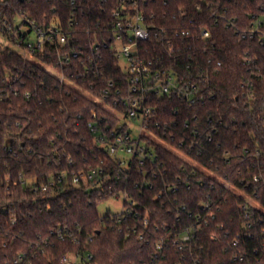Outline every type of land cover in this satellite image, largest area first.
Returning <instances> with one entry per match:
<instances>
[{
  "label": "trees",
  "instance_id": "16d2710c",
  "mask_svg": "<svg viewBox=\"0 0 264 264\" xmlns=\"http://www.w3.org/2000/svg\"><path fill=\"white\" fill-rule=\"evenodd\" d=\"M131 1L146 3L153 14L150 23L157 29L190 30L189 37L174 42L186 52L190 73L200 72L207 79L202 106L187 112L176 105L177 116L170 105L158 119L163 123L175 119L181 126L189 121L200 137L212 136L211 142L202 139V156L192 155L202 168L183 165L178 155L161 150L164 172L153 180L151 190L144 189L139 197V189L133 187L139 181L135 171L127 181H119L139 201L136 209L141 215H148L152 235L142 242L130 233L117 234L108 216L99 214L96 189L70 184L71 172L111 168L89 131L91 113H107L89 94L101 96L107 81L121 74L107 48L96 53L88 46L95 35L96 40L108 41L103 28L111 11ZM20 15L44 29L59 25L71 41L67 48L82 54L68 69L56 67L51 48L24 57L9 47L22 27L15 25ZM262 16L264 0L0 2V24L12 27L0 35V264H14L22 252L30 264H64L63 257L76 251L92 254V264H264V154L254 156L256 149L264 151V45L257 38L241 39L236 32L247 30L254 18ZM200 28L208 31V38L201 37ZM86 68L89 75L84 74ZM49 70L63 72L65 80L60 82ZM62 172L68 175L67 184L55 187V197L47 189L34 200L31 188L20 184L34 180L37 186L46 185ZM258 175L260 181L252 182ZM185 178L189 190L183 185ZM164 185H176L178 190L170 193ZM205 202H210L214 219L178 248L174 239L195 223ZM59 228L67 231L64 241L49 233Z\"/></svg>",
  "mask_w": 264,
  "mask_h": 264
},
{
  "label": "built area",
  "instance_id": "2783aa9c",
  "mask_svg": "<svg viewBox=\"0 0 264 264\" xmlns=\"http://www.w3.org/2000/svg\"><path fill=\"white\" fill-rule=\"evenodd\" d=\"M2 1L5 0H0ZM196 10L200 12L202 6L197 4ZM152 18L153 14L148 10L145 2H121L111 11L110 22L103 28L108 35V41L96 40L95 35V41L88 46L89 51L96 53L102 48H107L114 59L116 70L121 74L117 79L107 81L106 89L101 92V96L89 94L93 102L98 103L107 113V116H98L96 112H92L89 131L95 136L97 148L107 155L106 161L111 168L110 170L77 171L70 174L72 186L86 191L96 189L101 201L108 197L122 196L120 213L106 215L117 234L130 233L141 242L152 235L148 215L147 213L144 216L141 215L136 209L140 205L139 201L126 189L121 188L119 181H127L130 172L135 171L139 176V181H136L133 187L139 189V197H141V192L144 189L151 190L153 180L164 172L161 170L163 161L160 159L159 151L167 150L178 155L183 165L202 168V164L192 155L202 156V139L206 142L212 141L211 135L200 137L198 130L189 126V121L181 126L175 119L169 123H163L158 119L163 116V111L170 105L174 107L173 115L177 116L180 114V109L175 108L176 105L186 109L187 112H192L202 106L205 101L204 90L207 79L200 72L190 73V66L183 55L186 52L180 44L174 42L176 38L189 37L190 30H179L175 27L169 30L157 29L150 23ZM16 24L28 27V32L22 33L21 27L15 35V46L10 43L9 47L17 50L24 57L30 58L34 53H41L45 48H51L55 53L56 67L68 69L82 54L80 49L67 48V44L71 45L68 33L55 23H51L49 28L44 29L29 20L27 16L20 15L16 19ZM11 28L9 24L3 22L0 24V35L5 32L10 33ZM30 32L35 36L33 42H28ZM236 32L241 39L253 41L257 38L259 44L264 45V16L254 18L247 30ZM200 35L203 39L209 37L205 28H200ZM153 37L156 39L154 42H152ZM119 59L124 61L122 66L117 65ZM245 60L248 64H252L248 59V54ZM52 72L54 74H51L60 82L65 80L63 72ZM84 74L89 75L87 68ZM85 75L80 74L78 77ZM68 83H71L70 80ZM252 87L250 83L247 88L251 98L253 97ZM25 96L29 97L28 94ZM195 119L196 116L193 117V120ZM213 134L216 132L213 131ZM262 154L264 151L256 149L254 156L258 158ZM121 156L127 158L122 159ZM69 164L71 165V160ZM260 179V175L254 176L252 182L257 183ZM67 180L68 175L62 172L57 177L50 178L46 185L37 186L34 180L21 181L20 184L30 187L34 200H37L38 195L44 194L47 189H52L50 197H55L58 194L55 187L67 184ZM184 180L183 185L189 190L191 184L187 178ZM215 180L228 187V184L219 177L216 176ZM177 182L180 184L181 180L178 178ZM198 184L202 186V182L199 181ZM242 185L238 182L239 187ZM164 189L175 193L178 186L164 185ZM7 211L3 209L4 213ZM200 212L195 217V223L183 228L174 239L173 243L178 248L191 242L198 231L214 219V211L210 202L201 204ZM11 224L12 226L18 224L16 218H11ZM49 233L54 234L57 240L64 241L67 231L59 228L56 231L50 229ZM211 237L216 239L214 234ZM161 247L162 243L157 249ZM92 259L93 255L89 252L76 251L66 254L62 262L64 264H92ZM26 262H28L26 252L20 253L14 260V264H25Z\"/></svg>",
  "mask_w": 264,
  "mask_h": 264
},
{
  "label": "rangeland",
  "instance_id": "374dc122",
  "mask_svg": "<svg viewBox=\"0 0 264 264\" xmlns=\"http://www.w3.org/2000/svg\"><path fill=\"white\" fill-rule=\"evenodd\" d=\"M19 22V20H17ZM22 33H27L28 32V27L23 26L21 29ZM34 34L33 33H29V38H28V42H33L34 41ZM124 64V61L122 59H119L117 62L118 66H122ZM50 71V70H49ZM52 74H54L52 71H50ZM122 159H126V156H121ZM236 193H239L238 191H236ZM122 202H123V197L119 196L118 198L115 197H108L103 199L102 201L99 202L98 204V212L101 216H104L106 214H110V215H116L118 213H120V211L122 210ZM250 202V201H249ZM251 203V202H250Z\"/></svg>",
  "mask_w": 264,
  "mask_h": 264
}]
</instances>
